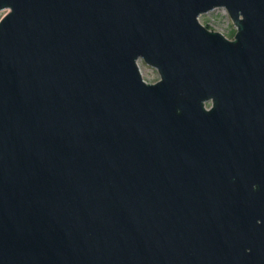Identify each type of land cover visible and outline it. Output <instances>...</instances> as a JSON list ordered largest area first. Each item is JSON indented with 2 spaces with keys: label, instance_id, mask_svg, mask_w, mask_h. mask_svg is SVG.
<instances>
[{
  "label": "water",
  "instance_id": "water-1",
  "mask_svg": "<svg viewBox=\"0 0 264 264\" xmlns=\"http://www.w3.org/2000/svg\"><path fill=\"white\" fill-rule=\"evenodd\" d=\"M0 10V264H264V0Z\"/></svg>",
  "mask_w": 264,
  "mask_h": 264
},
{
  "label": "rangeland",
  "instance_id": "rangeland-1",
  "mask_svg": "<svg viewBox=\"0 0 264 264\" xmlns=\"http://www.w3.org/2000/svg\"><path fill=\"white\" fill-rule=\"evenodd\" d=\"M6 10H0V18ZM199 20L210 29L218 30L224 33L227 37L233 38L236 32V25L232 21L225 7H216L199 16ZM139 66L143 78L148 82H154L159 78L157 69L143 59L139 60Z\"/></svg>",
  "mask_w": 264,
  "mask_h": 264
}]
</instances>
